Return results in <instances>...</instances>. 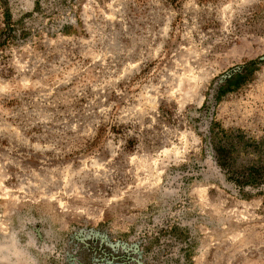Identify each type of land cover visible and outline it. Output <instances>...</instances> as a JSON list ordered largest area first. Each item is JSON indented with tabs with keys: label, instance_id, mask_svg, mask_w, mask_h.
Wrapping results in <instances>:
<instances>
[{
	"label": "rangeland",
	"instance_id": "rangeland-1",
	"mask_svg": "<svg viewBox=\"0 0 264 264\" xmlns=\"http://www.w3.org/2000/svg\"><path fill=\"white\" fill-rule=\"evenodd\" d=\"M0 264H264V0H0Z\"/></svg>",
	"mask_w": 264,
	"mask_h": 264
},
{
	"label": "trees",
	"instance_id": "trees-1",
	"mask_svg": "<svg viewBox=\"0 0 264 264\" xmlns=\"http://www.w3.org/2000/svg\"><path fill=\"white\" fill-rule=\"evenodd\" d=\"M257 61H251L245 65H242L241 70L232 72L230 76L226 79V84L222 89L225 90V92L230 91L233 88H236L240 86L246 76H248L249 72L254 70V67L256 66ZM220 89L221 95L223 94L224 91ZM219 160L221 164H224L227 160L228 157V151H219ZM244 181L241 179H238L240 184H251L253 183L254 180L257 179V173L255 170L251 169L243 174Z\"/></svg>",
	"mask_w": 264,
	"mask_h": 264
}]
</instances>
